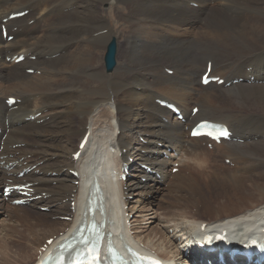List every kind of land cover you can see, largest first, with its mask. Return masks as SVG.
<instances>
[{"label":"bare ground","instance_id":"6f19581e","mask_svg":"<svg viewBox=\"0 0 264 264\" xmlns=\"http://www.w3.org/2000/svg\"><path fill=\"white\" fill-rule=\"evenodd\" d=\"M100 1L0 0V128L3 133L0 187L6 180L19 183L14 175L32 165L38 164L36 169L43 172L42 175L26 174L27 181L34 183L31 196L41 197L32 203L33 210L15 209L17 214L10 218H17L19 224L2 227L10 240L9 248L0 245V264H11L15 258L16 264H33L46 241L52 240L51 248L66 238L74 220L66 222L61 218L72 216L71 200L77 211L83 192L96 178L104 189L113 187L111 199L124 215L128 204L133 206L131 213L138 203L139 198L130 200L133 191L141 189L142 195L156 194L162 188L161 183L166 185L170 177L177 188L188 191L191 199L204 193L211 178L206 183L205 177H199L208 173L214 176L216 184L227 183L239 190L246 182L258 185L260 198L250 202H229L219 209H212L210 205L212 210L205 204L207 207L202 213L210 215L207 219L190 217L188 211L184 213L185 209L168 212L169 216L164 214L167 217L158 216L160 230L145 236L133 217L130 230L134 232V242L166 261L189 264L183 257L179 230L184 236L196 231L198 225L200 228L206 223V228L214 229L229 223L232 228L240 226L243 231H258L264 223V180L254 176L264 174V0ZM117 2L127 9L120 17L130 26V42L122 52V60L117 61L115 73L108 77L103 72L105 66L99 65L101 58L96 51L104 48L107 51L117 32L108 28L107 36L102 38L103 24L104 28L107 26L100 6L106 4L104 7L109 8ZM23 7L30 12L19 20L5 23L9 34L15 36L11 42L5 41L1 29L3 20ZM118 48L117 43V54ZM20 54L26 57L22 63L7 62L8 57ZM209 61L213 62L211 76L224 78L223 85L203 87L200 84ZM166 67L174 71L172 75L166 72L170 70ZM30 69L40 75L28 74ZM238 78L243 82L234 84L233 80ZM226 82L231 84L227 87ZM10 97L21 100L17 108L6 104ZM158 99L177 104L186 123L173 118L157 103ZM226 104L230 107L223 106ZM195 106L200 111L192 116ZM53 107L55 111L46 110L47 113L33 120L36 124L31 125L25 118L32 110L41 114ZM252 110H258L261 115ZM57 117L56 124L61 126L51 125ZM206 119L228 124L237 140L213 144V150H209L202 145L205 139H191L186 127ZM21 125L28 127L18 129ZM29 134H33L35 143L30 141ZM86 134H90L86 149L76 161L73 154ZM57 136L64 140L55 144L45 142ZM95 145L98 153L92 157L90 149ZM223 146L228 147L221 157L235 164L234 169L224 168L225 174L218 173L209 160ZM168 148L185 155V161L179 162L180 174L172 176V169L167 170L171 160H159L160 155L170 153ZM89 158L94 160L92 168L85 170L83 163ZM132 159L138 160L133 167L141 178L122 180L124 169ZM71 170L79 171V186H75L77 179L70 174ZM185 170L189 176L183 174ZM196 171L200 173L196 179L201 182L190 175ZM153 172L160 174L161 180ZM2 201L0 210L5 203ZM191 203L194 202L191 200ZM38 207H53L55 212L47 216ZM58 227L63 229L59 231ZM36 230L51 236L32 251L27 239ZM64 230L65 233L59 234ZM14 242L18 243L17 247H11ZM244 263L237 260V264ZM227 264H231L229 260Z\"/></svg>","mask_w":264,"mask_h":264},{"label":"rangeland","instance_id":"374dc122","mask_svg":"<svg viewBox=\"0 0 264 264\" xmlns=\"http://www.w3.org/2000/svg\"><path fill=\"white\" fill-rule=\"evenodd\" d=\"M96 1L97 2H101L100 0H96ZM213 4H216L217 5L218 2H214ZM105 5L106 4H101V6H100V10L104 14L103 15L104 18L106 19L105 26H107L106 28H104V24H103V27H102V38H105L107 36L106 32L108 33L109 29H112V30L115 29L116 30L117 34L115 35V37L118 40L117 43H118V46H119V48H118L119 51H118V54H117V61L119 62V59L122 60V58H120V57L122 56L123 50L127 47V44L130 42V40H129L130 39V26L127 23H125L123 20H121V17H120V16H122V13L123 12L124 13H127V9H123V7L118 4V2H117V5H114L113 7L110 6L109 8H105L104 7ZM22 9L24 10L25 7L21 8V10ZM201 26L202 27L204 26V22H201ZM96 53L101 58V64H99V65L102 66V67H104V56H105V53H106V48H104L103 50L98 49L96 51ZM160 68L162 69V66H160ZM166 68L170 69L169 67H166ZM103 72H105L104 74L109 77V76H111V74L113 75V73H115V70L111 74L106 73L107 72L106 70H103ZM38 73L40 75V72H38V71H36L35 74L38 75ZM195 79H196V77H195ZM223 106L230 107L227 104L226 105H223ZM46 110H48V111L49 110L55 111V108L54 107L51 108V109L50 108H47V109L43 110V112H41V115H39V116H42L43 114L47 113L48 111H46ZM244 111H250V110L244 109ZM252 111L258 113L259 115H261V112H259L258 110H252ZM38 114H40L39 111L32 110L28 114L25 115V118L27 119V121H30V124L31 125H33V124H36L33 120H36ZM33 117H35V119H33ZM46 120H47V118L44 119L43 121H46ZM57 122H59V117L53 119L52 122H51V125H53V126H61V123L56 124ZM26 127H28V126L27 125H21V126L18 127V129H24ZM26 132L32 133V132H30L28 130ZM29 137H30V141L35 143V140L33 139L34 138L33 134H29ZM55 138L57 139L56 141H54ZM55 138L46 139L45 142L46 143L55 144V143H58V142H61V141L64 140V138L61 137V136H57ZM33 145H36V144H33ZM16 146H18V145H16ZM136 146H138V145H134V148H137ZM76 147H78V146H76ZM227 147L228 146H223L222 149H221V151L212 153V157L209 158L210 162L213 165V168H215V170L218 169V173H221V174H225L226 169H224V168L234 169V165H235L233 162L231 164L225 162L224 158L221 157V153L224 152V151H226L227 150ZM169 149L170 148H168V150ZM170 150H172V149H170ZM181 154H183V153H181ZM163 155L164 154H162V155L159 156V160H165V159H163ZM183 156H184L183 159L181 158L180 161H178L176 159L173 160V161L171 160L170 161L171 163L169 164V167L167 168L168 171L170 169H173V166L174 165L172 166V164H175L176 162H183V161H185V155L183 154ZM136 163H138V160H136V159H135V161L133 159L129 161L128 167H129V170H130V175L127 177V180L128 179H134V180L137 181V180H139L138 178H141V177H138V173L135 171V168L133 167V166H135ZM62 166H64V165H62ZM63 171H65V170H63ZM177 174H180V173L178 172L176 174H172V176L177 175ZM183 174L189 176V171L188 170H185V172H183ZM190 175L192 176L193 179L198 180L197 182H201V180L199 181V179L205 177L204 182L207 183V180H209L211 178V181L207 183L206 187L204 186L205 187V189H203L204 193L203 194H196V198L195 199H193V198L191 199V196H189L187 194L188 191L185 192L184 190H182V189L180 190L179 188H177L176 187V184L173 183L174 181H173V178L172 177H170L169 179H167V184L166 185L164 184L165 186H162V184H161V187L162 188L156 194H149L148 195L147 193H145V195H142V193L140 192L141 189L140 190L133 191L134 197H132L130 200L132 201L133 199L136 200V199L139 198L138 199V203L135 206L136 208H134L135 210H133V212H135L134 215H133V217H134V220H137V225L142 226V232L144 231L143 232V236H145V235H147L149 233L155 232L156 230L158 231V229L160 230L161 227L158 226L159 225V222H160V218L163 217V216H165V217L169 216V213H171V212L173 213V211H178V212H181L182 211L183 212V210L185 209L184 210V213H187V211H188V215L190 217H195V218H200L201 217V219H207V218H210V215L209 214H203V213L205 211V208L208 206V204H209V206H208L209 207V210H212V209H219V207H221V206H223L225 204L228 205V204H230L229 202H235L236 203V202H240L241 201L240 203L241 204H244L246 202H250V201H252L254 199L260 198L259 197V191H258V188H257L258 185L254 186L250 182L249 183L246 182L247 185L244 188H242V190H239L238 188L233 187V186H231V185H229L227 183L216 184L215 182H213V178L212 177H214V176L213 175L211 176V173L204 174L203 177H199V179H196L200 175L199 171H196V172H194V173H192ZM207 176H210V177H207ZM254 176L255 177L257 176L258 178H256V179H258V180H264V174H262L260 176V174L257 173ZM79 185H80V181H79V184H75V186H79ZM172 186H173V189L170 191V189L172 188ZM175 188L178 189V190H176ZM174 191L176 193H173ZM182 191L184 193H182ZM201 191L202 190H198V192H201ZM163 193L164 194L166 193L167 195H163ZM139 194H140V196H139ZM183 194H184V196H183ZM74 195H75V193L73 194V196ZM176 195H178L179 197L178 196L176 197ZM143 196H144V198L142 199ZM150 196H152V197H150ZM202 197H204V198H202ZM188 199L190 201H188ZM1 200H3L5 202L4 203L2 201L4 203L3 206L6 207L7 209L3 207V210H0V233H2V232L4 233V235L3 234H0V245H4V246L6 245L5 247H8L9 248V240L10 239H9V237L6 238V236H5V233L7 234L8 232L2 231V227L3 226H9V225H12V224H19V222L17 221V218H10V217L13 214H17V212L15 211L16 208L23 209L25 207H16V206H12L11 207V205L8 202H6L4 200V198L1 196V192H0V201ZM191 200H192V202H194L193 204L191 203ZM152 202L154 204H149V203H152ZM73 203L74 202H72V204ZM187 203H189V204H187ZM128 205H130V204H128ZM165 205H167V207ZM210 205H211V208L212 209L210 208ZM148 206H149V209H148ZM186 206H187V208H186ZM30 207H31V205L29 207H26L25 209H28L29 208L30 210H33V208H30ZM132 207L133 206L131 205V211H132ZM72 211H73V208H72ZM151 211H153L154 213H152ZM54 212L55 211H51L49 213H43V214H45L47 216L48 215L50 216V215H53ZM133 212H131V213H133ZM164 214H166L167 216L164 215ZM152 216L153 217L154 216H156V217L159 216L160 218L158 217L157 220H146V219L152 218ZM7 219H8V222H7ZM52 219H54V218H52ZM144 220H146V221H144ZM239 220H241V219L239 218ZM132 221H131V224H132ZM148 221H149V223H152V224H149ZM183 221H185V220H183ZM66 222H68V221H66ZM23 226H26V224L24 223ZM144 226H146V227H144ZM58 228L60 229L59 231H61L63 229V228L61 229V227H58ZM152 228H154V229L152 230ZM149 229H150V231H149ZM61 233H65V230H64V232H60L59 234H61ZM170 234H172V230H170ZM29 235H31V236H30L29 239H27V241L29 240L28 246L33 247L32 248V251H34V248L36 250L39 246H41L47 240L46 238H48V237L51 236L50 234H45V233L41 232V230H36V232H33V233L31 232V234H29ZM38 236H39V238H37ZM181 236H183V233H182ZM17 239H19V238H17ZM49 239H52V238H49ZM25 241L26 240H23V242H25ZM35 242H36V245L32 246V243H35ZM17 245H18V243L14 242V243L11 244V247H14V246L17 247ZM15 249L16 248H14V250ZM17 261H18V259L16 260V258L15 259H12L11 264H16V263H18Z\"/></svg>","mask_w":264,"mask_h":264},{"label":"water","instance_id":"95a60500","mask_svg":"<svg viewBox=\"0 0 264 264\" xmlns=\"http://www.w3.org/2000/svg\"><path fill=\"white\" fill-rule=\"evenodd\" d=\"M106 71L111 73L117 66V40L113 38L107 46V51L104 56Z\"/></svg>","mask_w":264,"mask_h":264},{"label":"snow or ice","instance_id":"6c2138e0","mask_svg":"<svg viewBox=\"0 0 264 264\" xmlns=\"http://www.w3.org/2000/svg\"><path fill=\"white\" fill-rule=\"evenodd\" d=\"M91 251L92 250L90 249L89 252L91 253ZM92 259L93 260L98 259V255H92ZM74 264H79V261H75ZM152 264H159V262L158 261H153Z\"/></svg>","mask_w":264,"mask_h":264}]
</instances>
